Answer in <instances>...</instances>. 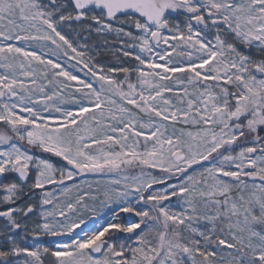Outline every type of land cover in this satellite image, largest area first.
Here are the masks:
<instances>
[{
	"label": "snow or ice",
	"instance_id": "1",
	"mask_svg": "<svg viewBox=\"0 0 264 264\" xmlns=\"http://www.w3.org/2000/svg\"><path fill=\"white\" fill-rule=\"evenodd\" d=\"M0 264H264V0H0Z\"/></svg>",
	"mask_w": 264,
	"mask_h": 264
},
{
	"label": "rangeland",
	"instance_id": "2",
	"mask_svg": "<svg viewBox=\"0 0 264 264\" xmlns=\"http://www.w3.org/2000/svg\"><path fill=\"white\" fill-rule=\"evenodd\" d=\"M76 75H78V76H81V77H83V74L82 73H75ZM68 107H72V108H74L75 106L74 105H69ZM88 179H93V177L92 176H89V177H87ZM175 207V206H174ZM77 231H79V230H77Z\"/></svg>",
	"mask_w": 264,
	"mask_h": 264
}]
</instances>
